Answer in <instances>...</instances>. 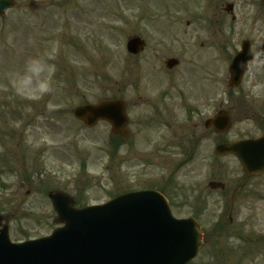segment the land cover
Masks as SVG:
<instances>
[{
    "label": "rangeland",
    "instance_id": "1",
    "mask_svg": "<svg viewBox=\"0 0 264 264\" xmlns=\"http://www.w3.org/2000/svg\"><path fill=\"white\" fill-rule=\"evenodd\" d=\"M14 1L17 9L0 20V214L11 240L41 237L56 227L51 190L82 206L153 186L166 191L175 218H195L204 232L191 264H264V176L247 180L231 156L218 159L217 175L213 137L183 155L192 130L198 133L175 95L161 93L174 92L177 84L130 83L125 51L133 25V31L143 29L147 46L161 45L160 54L180 60L193 56L190 42L207 39L215 114L227 91L226 47L234 37L225 29L232 21L224 8L233 4L234 15L263 17L258 0ZM161 16L166 37L156 28ZM34 58L44 62L42 78L50 90L21 94L14 82L27 75ZM159 94L168 105V123L139 127L143 105L133 107L131 98ZM110 98L127 104L130 138L122 142L105 122L86 129L72 115L80 104ZM211 180L223 182L225 190H209ZM237 185H243L241 194L234 193Z\"/></svg>",
    "mask_w": 264,
    "mask_h": 264
},
{
    "label": "water",
    "instance_id": "2",
    "mask_svg": "<svg viewBox=\"0 0 264 264\" xmlns=\"http://www.w3.org/2000/svg\"><path fill=\"white\" fill-rule=\"evenodd\" d=\"M12 7V0H0V17ZM127 47L139 53L143 42L135 38ZM242 63L241 57L237 56L231 65L235 83L244 71ZM74 116L86 127L105 120L113 126V134L125 135L126 115L122 101L81 106L74 111ZM218 120L223 124L217 125L215 121ZM226 120L225 113L218 114L213 127L217 130L226 128ZM234 147H219L216 154H230ZM239 148L246 172H262L264 155L259 164L254 163L250 160L252 155L247 151V144L242 143ZM209 187L223 188L216 183H210ZM49 199L58 215L55 223L65 226L55 230L51 238L20 246L10 244L4 227L0 231V264H188L202 245V232L195 221L175 220L166 200L158 192L129 194L120 200L125 206L115 212H112L115 201L103 207L70 212L73 203L64 193L52 191ZM1 220L0 217V223Z\"/></svg>",
    "mask_w": 264,
    "mask_h": 264
},
{
    "label": "flooded vegetation",
    "instance_id": "3",
    "mask_svg": "<svg viewBox=\"0 0 264 264\" xmlns=\"http://www.w3.org/2000/svg\"><path fill=\"white\" fill-rule=\"evenodd\" d=\"M258 5L262 7L259 14L262 15L264 6L262 4ZM236 14L237 17L231 22L232 24L225 28L228 30V34L234 35L228 47H226L230 53L228 57L232 60L241 51L244 52L245 56H250V61L247 63L246 72L237 87L229 88V82L227 81L225 101L215 109V114L213 111L207 39L206 43L198 40L190 42L189 47L194 50L193 56L180 60L174 59L175 57L173 56L160 54L161 45H156L155 47L147 46L139 16L135 18L140 24L141 32L133 31L138 26L133 25V30L127 33V42L134 37L140 38L145 42V47L139 54L134 55L127 52L126 61H128L130 83L135 84L145 81L148 84L155 82V84L162 85L168 81L171 86L173 83L177 84L178 89L174 92L164 89L161 93L164 97L175 95V98L178 99L183 107L181 108L182 112L185 115L187 114L186 121L189 126L197 130L198 134L196 135L195 131L192 130L191 139L183 144L182 154L185 156L188 155L189 157L194 150H197L196 147L199 143L210 137H213L214 144L219 146V144H230L240 140H257L264 136V16L258 17L256 13L253 17L248 18L247 15H242L240 12ZM160 19L156 28H158L159 35H165L164 37H166L169 27H167V21L162 20L165 17L161 16ZM163 21L165 22L163 23ZM142 22L144 21L142 20ZM193 38L191 37L192 40ZM222 42L224 43L221 46L225 49L227 43L225 41ZM198 49L201 50L196 52L195 50ZM172 58L174 62L170 63ZM155 84L154 86H156ZM160 94L151 99L143 96L131 98L130 103L133 104V107L139 108L143 105L142 120L137 123L139 127L144 126L149 129L154 128L156 125L168 123L167 116L170 114L168 105L164 103L165 98L160 96ZM139 102L142 105H138ZM125 107L127 109V105ZM220 110L227 111L230 125L224 133L215 134L210 128L205 129L204 125L208 118L214 117ZM207 112H209V115L204 120V114ZM192 119L196 123H192ZM261 146L264 149V144ZM230 156L234 158L239 165V170L242 172L243 168L239 164L237 157L234 155ZM215 159L217 160V158ZM221 171L222 168L219 165V171L216 174L220 175ZM263 176L264 173L263 175L247 177L246 179H259ZM242 186L237 185L234 193L237 194V191H240L241 194ZM119 195L115 193L111 196V199ZM75 207L77 208V206Z\"/></svg>",
    "mask_w": 264,
    "mask_h": 264
},
{
    "label": "clouds",
    "instance_id": "4",
    "mask_svg": "<svg viewBox=\"0 0 264 264\" xmlns=\"http://www.w3.org/2000/svg\"><path fill=\"white\" fill-rule=\"evenodd\" d=\"M44 62L39 58L30 60L25 67L27 75L14 82V86L21 94L25 92H35L43 94L50 90V82L42 78V73L45 71ZM33 80L36 81L35 87H32Z\"/></svg>",
    "mask_w": 264,
    "mask_h": 264
}]
</instances>
